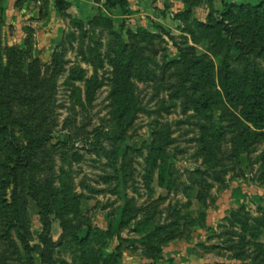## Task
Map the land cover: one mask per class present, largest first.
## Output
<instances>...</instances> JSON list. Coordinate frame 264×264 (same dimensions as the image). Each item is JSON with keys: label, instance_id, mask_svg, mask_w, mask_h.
I'll use <instances>...</instances> for the list:
<instances>
[{"label": "rangeland", "instance_id": "obj_1", "mask_svg": "<svg viewBox=\"0 0 264 264\" xmlns=\"http://www.w3.org/2000/svg\"><path fill=\"white\" fill-rule=\"evenodd\" d=\"M256 69L264 0H0V264H264Z\"/></svg>", "mask_w": 264, "mask_h": 264}, {"label": "trees", "instance_id": "obj_2", "mask_svg": "<svg viewBox=\"0 0 264 264\" xmlns=\"http://www.w3.org/2000/svg\"><path fill=\"white\" fill-rule=\"evenodd\" d=\"M110 3L113 4V2H110ZM250 8H251V7H250ZM240 9H244L243 6L240 7ZM247 9H249L248 6H247ZM255 9H257V8H255ZM257 10H258V9H257ZM209 27H213L212 24H211ZM262 71H263V70H261V69H256V70L254 71L255 76H258L257 73H259V74H264ZM224 87H225V86H224ZM224 89L227 91V88H226V87H225ZM261 104H262V103H261ZM33 141H35V140H33ZM37 143H38V142H37ZM38 144H39V143H38Z\"/></svg>", "mask_w": 264, "mask_h": 264}]
</instances>
